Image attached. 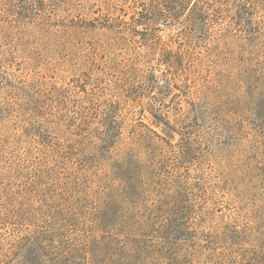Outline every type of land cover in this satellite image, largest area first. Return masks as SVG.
I'll return each instance as SVG.
<instances>
[{"label": "rangeland", "instance_id": "obj_1", "mask_svg": "<svg viewBox=\"0 0 264 264\" xmlns=\"http://www.w3.org/2000/svg\"><path fill=\"white\" fill-rule=\"evenodd\" d=\"M191 1L0 0V264H264V0Z\"/></svg>", "mask_w": 264, "mask_h": 264}, {"label": "trees", "instance_id": "obj_2", "mask_svg": "<svg viewBox=\"0 0 264 264\" xmlns=\"http://www.w3.org/2000/svg\"><path fill=\"white\" fill-rule=\"evenodd\" d=\"M204 5L205 3L203 2V0H192L191 2L186 3L184 9L188 10L192 15L203 16Z\"/></svg>", "mask_w": 264, "mask_h": 264}]
</instances>
